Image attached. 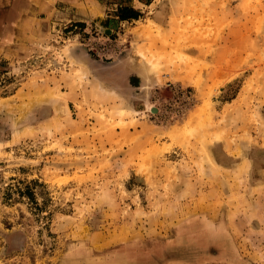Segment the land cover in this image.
<instances>
[{"label": "rangeland", "instance_id": "rangeland-1", "mask_svg": "<svg viewBox=\"0 0 264 264\" xmlns=\"http://www.w3.org/2000/svg\"><path fill=\"white\" fill-rule=\"evenodd\" d=\"M114 11L56 3L0 57V264H264L262 222L237 224L226 262L187 248L184 221L225 178L263 195L215 160L264 166V0ZM137 118L165 131L137 147Z\"/></svg>", "mask_w": 264, "mask_h": 264}, {"label": "crops", "instance_id": "crops-1", "mask_svg": "<svg viewBox=\"0 0 264 264\" xmlns=\"http://www.w3.org/2000/svg\"><path fill=\"white\" fill-rule=\"evenodd\" d=\"M89 1L92 3L93 8L97 10L98 15L102 13L101 11L109 8V5H112L115 6L114 17L121 22H128L141 18L154 0H0V57L9 53L13 55L14 48L19 41H23L25 38L24 31H28V27H25V24L28 21L34 20L33 18H36L41 12L52 11L56 3L85 7ZM123 9L124 11H122ZM121 12L124 15H121ZM134 92L136 93V91ZM136 94L147 97L149 91L146 90L142 93L139 90ZM150 124L151 122H148V120L137 118L135 129H129L128 132L130 133L141 134L137 139V147L146 146L147 142L156 139L157 136L154 133L165 131L163 128L150 129ZM174 146L176 147V145H173V148ZM218 159L215 162L221 168L223 174L233 176L246 174L250 176L252 181L249 182L251 189H255L258 186L264 187V166L259 170H255L253 169V160L247 158L248 169L242 168L238 170L235 167L241 163V160L237 154L236 156L229 155L226 152H218ZM258 173H261L260 180L256 178L258 177ZM219 186H222L219 188V191L225 196L220 197L219 201L214 202L216 205L215 212L199 209L197 213L190 215V218L184 220L194 223L192 228L188 230L186 247L197 249L196 251L199 254H208L211 256L209 261L227 262L228 259L222 255L239 253L238 250H241L237 238L242 236L238 231L239 227L241 228L243 224H237L244 221L255 224L262 222L264 224V191L262 188V196L253 194L252 197H249L246 194L242 198V193L238 191L237 186L228 183L226 178ZM230 193H233V195L239 193V202L236 203L233 199L228 198ZM254 230L252 231L257 232ZM206 257H204V261H206Z\"/></svg>", "mask_w": 264, "mask_h": 264}, {"label": "trees", "instance_id": "trees-1", "mask_svg": "<svg viewBox=\"0 0 264 264\" xmlns=\"http://www.w3.org/2000/svg\"><path fill=\"white\" fill-rule=\"evenodd\" d=\"M125 10H127V8H125ZM122 11H124V9H123ZM121 15H124V13H123V12H121Z\"/></svg>", "mask_w": 264, "mask_h": 264}, {"label": "bare ground", "instance_id": "bare-ground-1", "mask_svg": "<svg viewBox=\"0 0 264 264\" xmlns=\"http://www.w3.org/2000/svg\"><path fill=\"white\" fill-rule=\"evenodd\" d=\"M137 79V78H136ZM137 83V82H136Z\"/></svg>", "mask_w": 264, "mask_h": 264}]
</instances>
